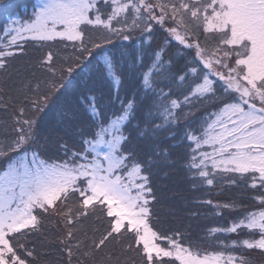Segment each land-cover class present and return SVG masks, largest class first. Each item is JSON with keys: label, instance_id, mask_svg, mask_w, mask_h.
Listing matches in <instances>:
<instances>
[{"label": "snow or ice", "instance_id": "1", "mask_svg": "<svg viewBox=\"0 0 264 264\" xmlns=\"http://www.w3.org/2000/svg\"><path fill=\"white\" fill-rule=\"evenodd\" d=\"M32 9L0 35V70L30 41L46 49L38 66L49 76L17 90L27 103L13 115L15 135L0 143V264H36L31 239L48 216L63 225L68 264L84 243L78 225L89 218L106 226L94 230L85 256L110 244L139 264H251L247 254L264 256V0H36ZM157 32L163 40L152 48ZM61 47L75 62L58 68ZM93 62L108 104L83 95V116L58 113L64 135L53 138L46 109L67 91L65 72L79 76ZM129 74L134 90L122 95ZM74 119L81 127L73 132ZM49 145L54 154L46 156ZM174 156L193 192L243 182L258 208L197 199L214 216L235 213L207 227V244L194 243L188 229L156 227L154 180L168 176Z\"/></svg>", "mask_w": 264, "mask_h": 264}, {"label": "trees", "instance_id": "2", "mask_svg": "<svg viewBox=\"0 0 264 264\" xmlns=\"http://www.w3.org/2000/svg\"><path fill=\"white\" fill-rule=\"evenodd\" d=\"M33 1L36 2V0ZM20 2L21 0H17L16 3ZM22 3L20 6L16 7L14 0H8L4 1L2 5H0V35H2L3 28L10 23L9 17L14 18L17 15H21L20 17L23 18L22 13L26 9L27 5ZM138 34L140 33L136 32L133 38ZM90 35L92 39L98 38L95 33H91ZM162 37V33H154L151 47L155 48V45H157L156 43H159L158 41ZM145 47H147V45H145ZM44 51H46V49L38 50L34 47L33 42L29 41L25 44L23 54L10 58L8 70H0V96L5 97V103L7 105L6 110L4 108H0V119L3 118L2 122H4V125H8V127H4V129L0 130V133H2V139L0 142L2 143L10 140L15 135L13 115L17 113L19 106L27 103L24 101L23 93L18 92L17 90L23 89L24 85L28 82H32V85H35L38 81L43 82L48 80L47 73H42L40 68L37 72H35L36 68L33 69V67L38 66V59L32 57L33 52H36L39 55ZM174 51V48L171 49V53L173 55L175 54ZM72 54L73 52L71 49H64L63 47L59 48L58 56L61 59L58 61L57 67L59 68L60 64L63 63L65 59H67L70 64L74 63L69 60ZM180 63L182 64L183 62L181 61ZM76 71L79 72L80 70L77 69ZM22 72L25 76V80H22L20 75ZM65 77L71 80L67 91L59 100H56V97L53 96L52 99L55 103H50V110L46 109L47 116L45 117V120L47 123L45 127L48 129L53 138L64 135V125L57 123L58 113L64 112L69 116H72L73 112H75L80 117L83 116V106L80 103L83 95L95 96L101 106L108 104V87L107 85L99 83L95 75V62L88 65V67L84 69V72L79 76H76L74 73L72 77H68L65 72ZM86 84L88 87H85ZM134 86L135 83L127 86V80L125 78V82L122 86V95L126 92L134 90ZM90 87H94L95 90L89 92L88 88ZM41 90L48 91V89L44 87L43 83L41 84ZM8 96H11L12 100H8ZM196 114L197 115L195 117H191V119L194 120L200 116V112ZM27 115L31 116L33 113L28 110ZM72 125L73 127L70 130L73 132L77 128L81 127V123L77 119L72 121ZM133 138L135 140V133H133ZM176 151L183 153L185 149L181 147ZM53 154L54 148L52 145H49V150L45 155L50 156ZM173 160L175 161V166L167 169L168 176L164 177L163 173H158L154 180L155 186L159 189L157 195L160 198L159 203H157L153 209L155 214L154 219L158 218L156 227L162 230L174 228H180L181 230L188 229L194 243L203 242L207 244L209 243L208 241L201 240L207 231V227L217 224H226L228 223V220L235 215V213L226 212L223 217H218L212 215L207 206L201 207L196 205V211L194 212H199L200 215L198 217H192L190 215V211L192 209L185 207L183 209H178L177 214H171V206H174L175 204V206L179 208V202L183 203L184 206H187L190 205L192 200L211 199L213 202L231 200L243 201L245 207L247 208V203L251 202V193L254 190L245 186L243 182L239 185H231L226 181L220 182L218 180L211 188L204 186V188L200 191L193 192L191 183L184 170L183 160L179 156H174ZM56 220L57 217L55 216L45 217L41 231L35 233L31 239V244L35 246L37 252L36 264H68L67 253L64 251L63 245L59 242V237L63 235L62 233H59V231H63V225H57ZM93 234V231H89V233L81 232L77 234V236L84 241V243L82 244L81 249L76 250L77 254L72 257V264H117V262H119V264H133V262H135V264H139V257L135 256L134 252L128 253L124 250L121 253L115 252V248L111 249V244L103 252H96L91 256L83 255V252L89 250L87 245ZM98 234L95 235L98 236ZM251 254V256H254L255 254L257 256L258 253L253 252ZM109 255L111 256L110 261L107 259ZM251 264H264V256L261 258L258 257V259H251Z\"/></svg>", "mask_w": 264, "mask_h": 264}, {"label": "rangeland", "instance_id": "3", "mask_svg": "<svg viewBox=\"0 0 264 264\" xmlns=\"http://www.w3.org/2000/svg\"><path fill=\"white\" fill-rule=\"evenodd\" d=\"M4 1H8V0H0V5H2V3L4 2ZM14 2H15V5H16V7H18V6H20L21 5V3L22 2H24V3H22V4H26L27 5V7H26V9L23 11V13H22V16H23V18H26L27 16H30L31 15V12H32V5L35 3L33 0H21V2L20 3H16L17 2V0H14ZM21 9V8H20ZM21 16V15H20ZM22 18V17H21ZM138 36H140V34H138V35H136L133 39H136V37H138ZM162 40H163V37L158 41L159 43H156L157 45H155L156 47L162 42ZM157 41V40H156ZM118 44H120V43H122V42H117ZM155 47V48H156ZM174 53H175V51H174ZM40 55L41 54H37L36 52H33V58H39L40 57ZM73 56H74V54H72L71 56H70V61L71 62H75L74 61V58H73ZM34 61V60H33ZM37 66V65H36ZM36 68V69H35ZM33 69H35L36 71L35 72H37V70L39 69V66H37V67H33ZM41 72L42 73H45L44 71H42L41 70ZM21 75V77H22V80H25V76H24V74H23V72L20 74ZM68 75V74H67ZM47 79H49V76H48V78ZM126 80H127V86H129V85H132L133 83H135V79H134V76H132L131 74H129L127 77H126ZM28 81H29V79H28ZM196 113H198V112H196ZM195 113V116L197 115ZM194 116V117H195ZM2 119L3 118H1L0 119V130L1 129H4V127H8V125H4V122H2ZM2 125H4V126H2ZM2 139V133H0V140ZM4 142H6V141H4ZM3 142V143H4ZM0 143H2V142H0ZM191 205V206H190ZM190 205H187V206H184L183 205V203H181V202H179L178 203V206H179V208L178 207H176L175 206V204H174V206L172 205L171 206V209H170V212H171V214H177L178 213V209H183V208H185V207H187V208H190V209H192L190 212H194V211H196L195 210V207H196V203H195V201L194 200H192L191 201V203H190ZM163 208H164V206H163ZM256 208H258V204L256 203V202H254L253 200H252V197H251V202H249V203H247V209L248 210H255ZM230 220H231V218L228 220V223L230 222ZM106 225L105 224H103V223H101V222H99V221H97L96 219H94V218H89V219H86L85 221H84V223L82 224V225H78V228L80 229V231H78L77 232V234L78 233H81V232H83V233H89V231H93L94 232V230L97 228V227H99V229L102 231L103 230V228L105 227ZM63 228V227H62ZM59 233H62L63 234V231H59ZM95 234H98V232H95ZM99 235V234H98ZM111 246V249L112 248H115L114 249V251L115 252H118V253H121L123 250L121 249V247H120V245H117V244H111L110 245ZM41 247V246H40ZM123 254V253H122ZM248 255V257H249V260H250V262H251V259H258V257L259 258H261L262 256L261 255H258L257 254V256H256V254L254 255V256H251L252 254L251 253H249V254H247ZM250 255V256H249ZM254 257V258H253Z\"/></svg>", "mask_w": 264, "mask_h": 264}]
</instances>
